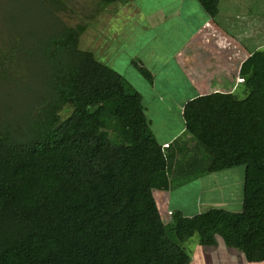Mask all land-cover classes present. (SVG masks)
Instances as JSON below:
<instances>
[{
  "label": "trees",
  "instance_id": "1",
  "mask_svg": "<svg viewBox=\"0 0 264 264\" xmlns=\"http://www.w3.org/2000/svg\"><path fill=\"white\" fill-rule=\"evenodd\" d=\"M218 1L195 0L209 18ZM7 6L8 25L26 8L38 29L10 36L1 56L13 82L0 86V264H190L182 245L194 236L200 248L219 238L246 262L264 261V50L239 66L241 98L183 104L186 154L184 144L170 150L154 139L139 93L119 73L77 49L82 30L57 17V0ZM13 61L25 65L16 79ZM235 167L239 211L161 219L153 194L184 170L189 180Z\"/></svg>",
  "mask_w": 264,
  "mask_h": 264
},
{
  "label": "rangeland",
  "instance_id": "2",
  "mask_svg": "<svg viewBox=\"0 0 264 264\" xmlns=\"http://www.w3.org/2000/svg\"><path fill=\"white\" fill-rule=\"evenodd\" d=\"M57 1L61 5L56 10L57 17L66 26L82 30L78 38L77 49L91 52L97 60L119 73L139 93L141 105L144 108V116L148 120L149 129L154 139L159 143L169 140L170 150L184 144L182 147L186 149L184 152L188 154L184 135H180L181 132H179L183 123L180 115H178V106L184 101V94H186V91L183 93L184 83L178 78L179 75L174 71V68L169 67L167 69L170 76L158 73V67L153 65V62L149 63L145 60V53L140 52L143 45L150 47L153 44V39L150 43V37L154 35L159 36V41L155 39L154 44L156 45H153L157 50L177 49L178 38L174 40L172 45L165 47L166 32H173L174 24H167L169 25L168 29L170 28L169 32L161 29L165 25L151 29L145 14L156 7L161 11L178 9L182 0H126L108 6L103 5L98 0ZM233 1L237 4L240 3L241 6H246L245 8L249 10L247 16L251 17V26L256 27L257 32L259 31V33L253 34L249 49H252L256 44H264V0H220V9L226 10L228 13L227 10L232 6ZM11 2L13 0H0V49H2L0 50V86L7 84L6 82H13L10 80V75H3L1 65L2 53L3 55L10 54L9 37L16 36V32L20 35V33L24 34L29 30L36 32L38 29V20L29 19L32 15L26 8H24L26 16L18 14L11 21V25H8L3 14L6 13L7 5ZM28 4V8L29 6L32 7V3ZM222 22L226 25L224 21ZM260 28L261 30H259ZM150 30L152 32L155 30V32L151 33ZM132 60L141 62V65L150 75L151 71L153 72L151 83L129 64V61ZM13 64L14 78L23 76L25 65L20 66L21 64L16 61H13ZM242 89L243 87L239 85L236 96L242 97L239 95V91ZM181 158L183 157L181 156ZM187 171L184 170V174H179L172 180L167 192H154L153 194L158 213L163 221L166 222L169 219L168 216L171 211H178L189 217L202 206H207L204 202L210 200L228 201L227 211L230 212H237L234 210L240 209L242 167L189 180L186 179L191 175ZM200 212L202 211L200 210ZM217 242L213 255L206 252L207 248L199 249L195 236L182 246L189 254L190 264H237L242 258L241 253L222 245L219 238Z\"/></svg>",
  "mask_w": 264,
  "mask_h": 264
},
{
  "label": "crops",
  "instance_id": "3",
  "mask_svg": "<svg viewBox=\"0 0 264 264\" xmlns=\"http://www.w3.org/2000/svg\"><path fill=\"white\" fill-rule=\"evenodd\" d=\"M220 6L219 0L217 14L213 18L207 17L195 0H182L178 9L171 11H161L156 7L148 11L147 15L145 14L151 29L165 25L161 29L169 32L170 28L168 29L169 25L167 24H174L173 32H166L165 47L172 45L174 40L178 38L179 43L176 45V50H157L153 45H156L154 40H158L159 36L154 35L155 37H150V43L153 39V44L150 47L143 45L140 52L145 53V60L149 63L153 62V65L158 67V73L170 76L167 69L169 67L174 68V71L179 75L178 78L184 83L183 93L186 91V94H184V101L178 106L180 117L183 104L195 97L211 93L236 95L238 86L241 84V79L237 74L240 64L248 57L249 53L255 50H264V44H256L252 49H249L253 34L259 33V31L257 32L256 27L251 26V17L247 16L249 10L245 8L246 6H241L240 3L237 4L233 1L232 6L227 10L228 13L226 10L220 9ZM220 20L224 21L226 25ZM149 32L153 33L155 30ZM246 50L252 51L247 52ZM139 64L142 63L139 62ZM151 75L153 76L152 71ZM239 95H244L242 90L239 91ZM179 132H181L180 135H184L185 145H187V150H190L193 144L190 138L183 133V127ZM168 142L169 140L158 143L164 145ZM204 204L207 206H202L192 215L201 213L200 210L202 212L215 208L227 210L229 202L210 200L205 201ZM236 210L239 211L240 209L234 211ZM216 246L207 248L206 252L213 255ZM199 249L202 248L199 247ZM237 264H264V261L248 263L242 256Z\"/></svg>",
  "mask_w": 264,
  "mask_h": 264
},
{
  "label": "built area",
  "instance_id": "4",
  "mask_svg": "<svg viewBox=\"0 0 264 264\" xmlns=\"http://www.w3.org/2000/svg\"><path fill=\"white\" fill-rule=\"evenodd\" d=\"M165 147V145H163Z\"/></svg>",
  "mask_w": 264,
  "mask_h": 264
}]
</instances>
